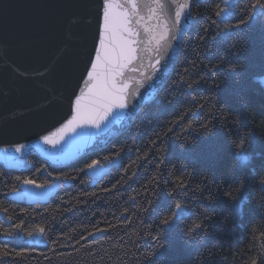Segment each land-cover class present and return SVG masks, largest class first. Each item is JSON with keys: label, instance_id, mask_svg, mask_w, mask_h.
Masks as SVG:
<instances>
[{"label": "trees", "instance_id": "trees-1", "mask_svg": "<svg viewBox=\"0 0 264 264\" xmlns=\"http://www.w3.org/2000/svg\"><path fill=\"white\" fill-rule=\"evenodd\" d=\"M234 2L226 21L214 15L223 0L193 1L168 83L106 149L60 169L37 156L23 172L0 166V264H264V89L257 81L264 76V10L253 9V0ZM241 19L248 22L224 29ZM248 132L255 138L240 152ZM117 153L120 164L91 185L81 169L92 160L107 167ZM247 155L252 161L242 168L237 158ZM55 176L61 188L48 202L11 198L22 189L17 177L43 184ZM181 181L187 195L177 197ZM240 185L249 196L242 212L233 197ZM175 202L182 216L162 225ZM21 220L46 236L8 237L4 230Z\"/></svg>", "mask_w": 264, "mask_h": 264}, {"label": "water", "instance_id": "water-1", "mask_svg": "<svg viewBox=\"0 0 264 264\" xmlns=\"http://www.w3.org/2000/svg\"><path fill=\"white\" fill-rule=\"evenodd\" d=\"M193 1L187 0L190 5L187 12L191 16L185 13L186 18L180 25L182 31L177 33L178 39L172 42V48L161 47V78L146 79L139 73H128L129 83H136L130 88L133 94L128 97L127 108L113 111L99 128L78 127V134L71 139L75 133L60 130L72 118L73 93L80 94L81 74L89 54L98 45L100 19L96 15H102L103 0H0V166L23 172L29 169L28 159L37 156L51 167H70L106 149L125 134L138 113L158 98L174 72L191 27ZM161 3H170V0H161ZM80 12L84 16H79ZM160 12L145 14L136 25L146 41L148 35L141 25L148 18L152 24L144 28L151 29L152 35L165 32L164 23L172 25L175 6ZM147 47L154 49L155 42ZM141 54L147 66L148 57L155 52ZM38 72L45 74L40 76ZM257 81L264 89V77ZM46 135L56 143L55 148L43 142L42 137ZM17 145H25L22 152L15 151ZM87 174L94 185L109 171L101 165ZM24 188L29 191L27 200L23 193L12 194L11 198L29 205L48 202L60 189L55 187L47 195L34 192L40 190L31 186Z\"/></svg>", "mask_w": 264, "mask_h": 264}, {"label": "snow or ice", "instance_id": "snow-or-ice-1", "mask_svg": "<svg viewBox=\"0 0 264 264\" xmlns=\"http://www.w3.org/2000/svg\"><path fill=\"white\" fill-rule=\"evenodd\" d=\"M152 2L159 6L161 11H167L172 5L175 6L174 16L171 17L172 25L168 26L167 23L163 24L165 32L159 36L152 35L151 29L145 28L144 34L148 35L147 41L142 36L141 32L137 29L136 25L140 24V21L144 18L141 16L142 8L139 7L137 0H103L102 7V22L98 29V45L94 46L92 53L89 54V58L86 62L83 74H81L80 80L83 82V88H80V94L75 96V102L71 106L72 118L68 120L67 124L60 130H65L75 133L74 136L69 138L75 139L78 132V127L82 128L85 125L95 126L99 128L101 123L108 120L113 111L124 110L128 106V97L133 93L130 92L132 83H129L128 73H139L146 79L155 77L161 78L163 72V53L161 47L171 49L172 42L178 39L177 33L182 31L180 25L186 18L185 13L190 7L187 0L184 3H180L179 0H170V3H161V0H152ZM229 0H224L226 7L221 11H217L214 15L218 19L228 20L229 13L227 10V4ZM251 7L253 9L259 8L264 10V0H253ZM155 12V9H152ZM191 16V12H187V17ZM251 19V17H249ZM248 21L241 19L238 22H228L224 24V29L227 30L230 27L239 28ZM155 42L156 47L149 49L147 45H151ZM162 42H164L162 44ZM144 51H154V56L148 57V64L145 66V57L141 54ZM189 70L185 69L187 73ZM44 72H38L37 75L43 76ZM146 74V75H145ZM192 83H187L189 90L193 88ZM79 87V85H78ZM203 111V105L197 109L193 115L199 116ZM191 128L192 125H187ZM247 137V139H245ZM252 133L248 132L241 136L238 148L240 152L245 150V142L250 140ZM42 140L45 144H51L55 148L56 143L50 136H43ZM25 148V145H17L15 151L20 153ZM7 152V149H5ZM105 161L111 163L112 158L105 157ZM116 159H119V153L116 154ZM100 161L92 160L91 163L86 164L81 171H94L100 167ZM41 171V170H38ZM48 176H52L51 172L47 173ZM75 177H71L74 179ZM56 181L62 180L61 176H55L53 178ZM69 177H63V180H67ZM20 184L23 186H31L33 189H39L40 191H34L36 193H47L55 187H60L59 184L54 183H37L35 179L17 177ZM238 190V189H237ZM17 189H13L16 192ZM173 193L177 197L185 196L187 193L184 191V183L181 181L173 189ZM231 196V193H228ZM135 202V198H131ZM4 211H7L6 209ZM128 211V209H125ZM184 212L182 203L175 202L173 210L169 215L161 220V224L164 226L170 225L174 220L180 218ZM12 217L9 216L8 220L12 221ZM200 225L196 224L193 230L199 229ZM103 231V230H100ZM4 232L8 237H19L20 234L26 235L30 238L35 236H46L45 228L40 227L38 231H28L25 227V222L21 220L19 223L10 224L8 229ZM191 234V233H190ZM93 233H89V236ZM4 255H8V252H4Z\"/></svg>", "mask_w": 264, "mask_h": 264}, {"label": "clouds", "instance_id": "clouds-1", "mask_svg": "<svg viewBox=\"0 0 264 264\" xmlns=\"http://www.w3.org/2000/svg\"><path fill=\"white\" fill-rule=\"evenodd\" d=\"M254 138H255V136L252 133V139H254ZM245 139H247V137H245ZM237 159H238V161L240 163V167L243 168V167H246L247 165H249L251 163L252 156L251 155H247V156H243V157H238ZM260 183H261V186L264 187V179H261ZM244 188H245L244 185H240V186H237L236 188H234V190H233L234 199L239 197L237 199V209L240 212L243 211L244 204L247 203L248 200H249L248 193L244 190Z\"/></svg>", "mask_w": 264, "mask_h": 264}, {"label": "bare ground", "instance_id": "bare-ground-1", "mask_svg": "<svg viewBox=\"0 0 264 264\" xmlns=\"http://www.w3.org/2000/svg\"><path fill=\"white\" fill-rule=\"evenodd\" d=\"M138 3H141V8L143 9V11L141 12V16H145V14H150L151 13V11H152V9H155V12L157 13V10H160V8H159V6L158 5H156L155 4V6H156V8L153 6L154 5V3L152 2V0H138ZM103 7V6H102ZM157 9V10H156ZM102 11V10H101ZM161 11V10H160ZM160 13H163V11H161ZM79 16H84V13H82V12H80L79 13ZM97 16V18L98 19H100V22H99V24H101V22H102V15L100 14H97L96 15ZM150 24H152V20H150L149 18H148V20H145V23H144V25L142 24L141 26H142V28L143 29H145L144 28V26H146V25H150ZM180 56V55H179ZM179 59V58H178ZM179 61V60H178Z\"/></svg>", "mask_w": 264, "mask_h": 264}, {"label": "rangeland", "instance_id": "rangeland-1", "mask_svg": "<svg viewBox=\"0 0 264 264\" xmlns=\"http://www.w3.org/2000/svg\"><path fill=\"white\" fill-rule=\"evenodd\" d=\"M234 1H235V0H229V2H228V4H227V10H229L230 7L235 3ZM223 3H224V0H223ZM225 7H226V5H225ZM225 7H224V8H225ZM84 159H85V158H84ZM29 160H30V158L28 159L27 166H29V165H28ZM82 160H83V159H82ZM45 163H46V162H45ZM119 164H120V162L116 159L115 161H113L112 164H110V165H108V166H109V167H110V166L113 167L114 165L118 166ZM46 165H48V164L46 163ZM100 165L106 167V166L103 165L102 163H100ZM48 166L51 167L50 165H48ZM108 166H107V167H108ZM1 167H2V166H1ZM29 167H30V166H29ZM52 167H53V166H52ZM52 167H51V168H52ZM112 167H111V168H112ZM3 168H4V167H3ZM54 168L60 169L59 167H54ZM6 170H7V169H6ZM8 170H10V169H8ZM11 171H14V170H11ZM16 172H17V171H16ZM86 173H87V171H86ZM53 183L56 184V181H54ZM65 184H66V185H70L69 182H66ZM60 188H61V187H60ZM58 190H59V189H58ZM58 190H57V191H58ZM21 191H22V189H21L20 191H18V192L13 193V194H20ZM57 191H56V193H57ZM56 193H55V194H56ZM28 195H29V191H28V193H27V196H28ZM54 196H55V195H54ZM52 198H53V197H51L50 199H52ZM45 199H47V198H45ZM26 200H27V199H26ZM41 238H42L41 236H37V237H35L34 239H30V241L38 242V241H41Z\"/></svg>", "mask_w": 264, "mask_h": 264}]
</instances>
